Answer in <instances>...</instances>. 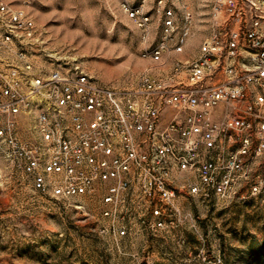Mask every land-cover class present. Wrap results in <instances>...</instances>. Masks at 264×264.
Here are the masks:
<instances>
[{
  "label": "built area",
  "instance_id": "obj_1",
  "mask_svg": "<svg viewBox=\"0 0 264 264\" xmlns=\"http://www.w3.org/2000/svg\"><path fill=\"white\" fill-rule=\"evenodd\" d=\"M178 1L156 3L152 42L154 11L121 0L151 62L123 88L79 64L41 63L31 0H0V155L42 194L96 200L116 239L168 227L182 194L226 199L244 180L260 189L264 0H215L213 31L189 56L196 16Z\"/></svg>",
  "mask_w": 264,
  "mask_h": 264
},
{
  "label": "rangeland",
  "instance_id": "obj_2",
  "mask_svg": "<svg viewBox=\"0 0 264 264\" xmlns=\"http://www.w3.org/2000/svg\"><path fill=\"white\" fill-rule=\"evenodd\" d=\"M130 1L154 11L149 38L158 41V0ZM188 2L196 23L182 56L193 55L215 23V0ZM30 10L41 63L79 64L98 81L123 88L151 64L141 54L142 29L121 0H31ZM255 174L261 177L256 194L245 180L226 199L182 194L168 227L116 239L96 200L42 194L0 155V264H264V155Z\"/></svg>",
  "mask_w": 264,
  "mask_h": 264
}]
</instances>
